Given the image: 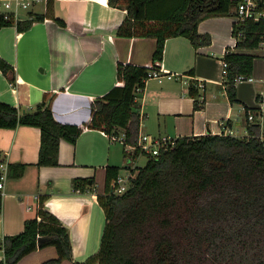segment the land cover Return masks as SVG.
Listing matches in <instances>:
<instances>
[{
  "label": "trees",
  "instance_id": "trees-1",
  "mask_svg": "<svg viewBox=\"0 0 264 264\" xmlns=\"http://www.w3.org/2000/svg\"><path fill=\"white\" fill-rule=\"evenodd\" d=\"M254 1L255 11L264 12V2ZM108 5L126 12L116 36L155 39L153 61H162L169 38H188L195 48L208 45L209 36L197 32L199 22L236 15L237 4L231 0H108ZM51 14L52 0L46 1L45 14L33 20L15 23L0 13V30L15 25L23 32ZM55 22L63 24L59 19ZM232 34L237 49H257L264 41V19L238 20ZM253 60L252 55L230 50L223 57L228 64L223 85L232 105L239 104L234 79L250 77ZM0 71L13 80V69L3 60ZM148 71L147 67L117 64L116 78L123 86L94 101L85 127L107 136L123 133L128 144L136 145V91L144 88ZM188 95L198 109L194 85ZM51 103L52 96L45 93L35 109L21 112L0 100V129L28 126L40 130L38 167L57 166L60 140L74 144L82 133L77 126L57 122ZM246 132L244 138L176 139L173 147L156 157L147 156L145 165L135 168L122 195L110 192L120 169L108 167L105 193L97 197L105 218L100 245L83 262L73 260L67 229L45 209L44 198H39L36 215L25 220L23 231L1 239L0 264H16L46 247L57 252V258L46 264H264V136L257 122H247ZM80 182L73 180V189L81 187Z\"/></svg>",
  "mask_w": 264,
  "mask_h": 264
},
{
  "label": "crops",
  "instance_id": "crops-1",
  "mask_svg": "<svg viewBox=\"0 0 264 264\" xmlns=\"http://www.w3.org/2000/svg\"><path fill=\"white\" fill-rule=\"evenodd\" d=\"M40 3V7L35 5ZM31 5L26 12L13 4L11 13L17 12L19 20L25 21L45 14V0ZM125 18V10L110 7L108 0H52V14L43 22L34 21L23 32L15 25L0 30V60L13 69L12 81L0 71V100L24 112L35 109L48 93L55 120L82 130L74 144L60 140L57 166L38 167L40 130L28 126L0 129V163L7 165L8 172L0 190V239L21 233L25 220L36 215L39 198H44L45 209L68 231L73 260H81L76 247L84 248L91 214L96 208L102 211L97 197L105 193L107 168L117 167L119 176H124L122 167L130 171L136 166L131 162L139 160L128 156L121 143L85 127L94 101L123 86L116 78L117 64L148 67L160 63L173 75L161 81L149 79L136 91L139 135L148 129L156 137L173 139L244 138L247 122H257L264 136V41L257 49H237L232 34L238 22L234 13L199 22L198 34L210 38L206 46L195 48L185 37L167 39L162 61H153L155 39L116 36ZM229 50L254 56L251 80L236 84L239 104L234 105L223 85V57ZM191 85L198 90V109L188 95ZM128 159L130 164L125 163ZM73 180H80L81 187L73 189ZM56 258L55 248L46 247L16 264H46Z\"/></svg>",
  "mask_w": 264,
  "mask_h": 264
},
{
  "label": "built area",
  "instance_id": "built-area-1",
  "mask_svg": "<svg viewBox=\"0 0 264 264\" xmlns=\"http://www.w3.org/2000/svg\"><path fill=\"white\" fill-rule=\"evenodd\" d=\"M41 0H13V1H0V13L4 15V17L12 18L13 21L17 22L19 20L17 12H12V8H22L27 9L29 5L33 2H39ZM47 1V0H45ZM236 2L235 12L238 20L244 19H252L259 20L264 19V12L257 13L255 11V1L254 0H231ZM264 2V0H262ZM14 4V6H13ZM149 69L147 78L145 82L149 79H155L161 81L162 79H172L173 75L160 65V63H156L147 67ZM223 76L226 74V70L228 68V64L224 61L223 63ZM250 77L238 76L234 79L235 84L250 81ZM248 119L252 121V116L249 115ZM111 142L121 143L124 146L125 153L128 156H132V158L138 159L141 155H147L156 157L159 152L164 149H168L175 145L176 139L167 138V137H153L149 135H139L137 144L131 145L126 142L124 136L120 135H111L109 136ZM127 171L124 176H118L116 180L110 183V192L115 195H122L125 193L129 187L130 180L134 178L133 170ZM7 165L3 162L0 163V190L3 188L4 181L7 177ZM1 194V191H0ZM1 243V239H0ZM3 250L0 248V255L2 256Z\"/></svg>",
  "mask_w": 264,
  "mask_h": 264
},
{
  "label": "rangeland",
  "instance_id": "rangeland-1",
  "mask_svg": "<svg viewBox=\"0 0 264 264\" xmlns=\"http://www.w3.org/2000/svg\"><path fill=\"white\" fill-rule=\"evenodd\" d=\"M31 4L29 5V7L27 9H24V10H26V12L31 11V9H32ZM42 4L43 3L35 4V5L37 7H40V6H42ZM37 72H39V68L37 69ZM147 134L150 136L156 137L153 134H151L148 129L145 130L144 135H147ZM138 159L139 160L136 163L134 161L131 162L130 159H128L127 162H125V163H127V164H130V162L134 163V164H136V166H134L135 168L143 167L147 161V155H141ZM127 170L128 169H126V167L123 166L121 169V174L125 175V172ZM134 170H133V172H134ZM134 176H135V174H134ZM102 215H103V212L100 211V208L99 209L96 208L94 213H92L90 218L88 219L89 221L87 223V228H86L87 233H85L83 235V237H85V238H83V239H85L84 240V242H85L84 248L82 246H81V248L76 247V254H77V256L81 255L80 256L81 260H76V261L83 262L87 258H89L91 255H93L97 252L99 245H100V239H101L103 229H104V224H105V218H104V215L103 216ZM83 256H84V258H82Z\"/></svg>",
  "mask_w": 264,
  "mask_h": 264
}]
</instances>
